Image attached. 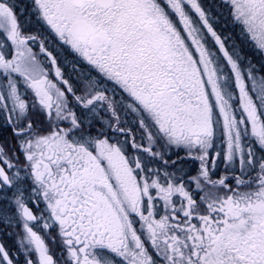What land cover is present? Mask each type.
<instances>
[{
  "label": "snow or ice",
  "instance_id": "1",
  "mask_svg": "<svg viewBox=\"0 0 264 264\" xmlns=\"http://www.w3.org/2000/svg\"><path fill=\"white\" fill-rule=\"evenodd\" d=\"M0 264H264V0H0Z\"/></svg>",
  "mask_w": 264,
  "mask_h": 264
}]
</instances>
